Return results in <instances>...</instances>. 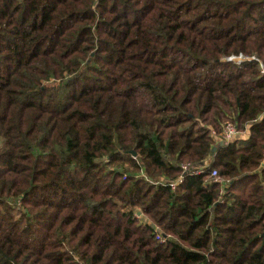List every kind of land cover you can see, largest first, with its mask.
<instances>
[{
    "label": "trees",
    "instance_id": "obj_1",
    "mask_svg": "<svg viewBox=\"0 0 264 264\" xmlns=\"http://www.w3.org/2000/svg\"><path fill=\"white\" fill-rule=\"evenodd\" d=\"M0 264H264V0H0Z\"/></svg>",
    "mask_w": 264,
    "mask_h": 264
},
{
    "label": "built area",
    "instance_id": "obj_2",
    "mask_svg": "<svg viewBox=\"0 0 264 264\" xmlns=\"http://www.w3.org/2000/svg\"><path fill=\"white\" fill-rule=\"evenodd\" d=\"M253 59H255V58L254 57L250 58V57H242L241 56V57H230L227 59V61L242 63L244 61H247V60L250 61ZM212 134L214 136H216L218 139H221V141L224 143H231L233 141H236L237 139H239V136H240L237 125L231 121H228L226 124H224L221 133L218 134L215 131H213ZM134 158H135V156H134ZM182 168H183L184 172H188L190 174L199 173L196 170V168H194L193 166H190V165H183ZM140 175L144 176L148 180V178L144 175L143 172H141ZM212 177L216 178V181L222 182L224 184H228V181H224L219 177L218 172L216 170H214L212 172ZM183 179H184V175H181L175 181H170V182L167 181V183L169 184V186L171 187L172 190H176V188L183 182ZM162 182H165V181L161 180V181L155 182V183L158 184V183H162ZM223 193H224V190L222 191V194ZM138 217H141V215H138ZM157 239L160 241H164V238L161 236V234H158Z\"/></svg>",
    "mask_w": 264,
    "mask_h": 264
},
{
    "label": "water",
    "instance_id": "obj_3",
    "mask_svg": "<svg viewBox=\"0 0 264 264\" xmlns=\"http://www.w3.org/2000/svg\"><path fill=\"white\" fill-rule=\"evenodd\" d=\"M221 144L223 145L224 144V142H221ZM216 151V148H213V152H215ZM133 156H136V154L135 153H131Z\"/></svg>",
    "mask_w": 264,
    "mask_h": 264
},
{
    "label": "rangeland",
    "instance_id": "obj_4",
    "mask_svg": "<svg viewBox=\"0 0 264 264\" xmlns=\"http://www.w3.org/2000/svg\"><path fill=\"white\" fill-rule=\"evenodd\" d=\"M239 134H241L240 132H239ZM243 134L245 135V136H247V131H245V132H243ZM241 136H239V138H240ZM233 142H235V141H233Z\"/></svg>",
    "mask_w": 264,
    "mask_h": 264
},
{
    "label": "crops",
    "instance_id": "obj_5",
    "mask_svg": "<svg viewBox=\"0 0 264 264\" xmlns=\"http://www.w3.org/2000/svg\"><path fill=\"white\" fill-rule=\"evenodd\" d=\"M247 137V136H246Z\"/></svg>",
    "mask_w": 264,
    "mask_h": 264
}]
</instances>
